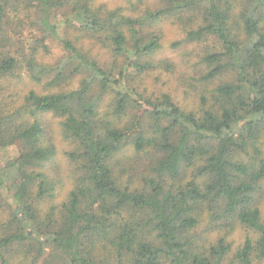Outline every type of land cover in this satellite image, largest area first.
<instances>
[{
  "label": "trees",
  "instance_id": "obj_1",
  "mask_svg": "<svg viewBox=\"0 0 264 264\" xmlns=\"http://www.w3.org/2000/svg\"><path fill=\"white\" fill-rule=\"evenodd\" d=\"M0 264H264V0H0Z\"/></svg>",
  "mask_w": 264,
  "mask_h": 264
},
{
  "label": "rangeland",
  "instance_id": "obj_2",
  "mask_svg": "<svg viewBox=\"0 0 264 264\" xmlns=\"http://www.w3.org/2000/svg\"><path fill=\"white\" fill-rule=\"evenodd\" d=\"M172 34H174V33H171V32L168 33L169 39H171V37L173 36ZM169 45H170V42H168L167 48H168ZM52 52H53V55L50 56V57H46L44 59L45 61H52L56 56L59 55V50L55 46H54V49H53ZM168 52L169 53H172V50L169 49ZM146 83L149 85V83H151V81L149 79H147ZM189 97L190 96L184 97V95H180V93H177L176 92V100H178V103H180L181 105L188 106L187 103L190 102V100H191L190 99L191 97L190 98ZM46 119H47L48 124L51 127L50 131H51V133H52V135L55 138L56 143H57V147H58V160L64 164L63 154H64V151H67L68 150V146L69 145L65 141H63L62 138L60 137L59 132H58V129L56 127V124H54L55 123L54 122V119L52 117H50V116H47ZM59 167L61 169H64L66 166L65 165H60ZM68 183L69 182H67V181L64 183L65 190L68 188L67 187L69 185Z\"/></svg>",
  "mask_w": 264,
  "mask_h": 264
}]
</instances>
